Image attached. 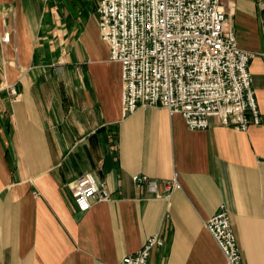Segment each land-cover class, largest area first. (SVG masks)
<instances>
[{
    "label": "crops",
    "instance_id": "0c3cea01",
    "mask_svg": "<svg viewBox=\"0 0 264 264\" xmlns=\"http://www.w3.org/2000/svg\"><path fill=\"white\" fill-rule=\"evenodd\" d=\"M222 3L238 45L257 53L263 123L247 131L217 117L192 130L155 105L124 116L99 0H0V264H119L155 234L147 264H228L204 224L221 204L244 264H264V0ZM86 172L111 199L83 212L73 189ZM176 172L170 199L133 181Z\"/></svg>",
    "mask_w": 264,
    "mask_h": 264
},
{
    "label": "built area",
    "instance_id": "2783aa9c",
    "mask_svg": "<svg viewBox=\"0 0 264 264\" xmlns=\"http://www.w3.org/2000/svg\"><path fill=\"white\" fill-rule=\"evenodd\" d=\"M222 2L99 0L100 37L109 46L110 60L121 64L124 116L155 105L181 114L192 130L207 129L211 117L239 131L263 123L249 69L257 53L238 45ZM7 88L18 96L16 85ZM133 181L163 199L181 189L177 172L168 180L135 174ZM73 198L85 212L111 194L105 182L86 172L76 180ZM204 224L227 263L244 264L227 206L221 204ZM162 244L158 234L152 235L119 264H147L153 248Z\"/></svg>",
    "mask_w": 264,
    "mask_h": 264
},
{
    "label": "rangeland",
    "instance_id": "374dc122",
    "mask_svg": "<svg viewBox=\"0 0 264 264\" xmlns=\"http://www.w3.org/2000/svg\"><path fill=\"white\" fill-rule=\"evenodd\" d=\"M6 35H8V37H9V40H8V41H10V37H11V36H10V33L7 32V33H5V34L2 36V39H1V41L4 42V43L8 42V41H4V37H5Z\"/></svg>",
    "mask_w": 264,
    "mask_h": 264
}]
</instances>
